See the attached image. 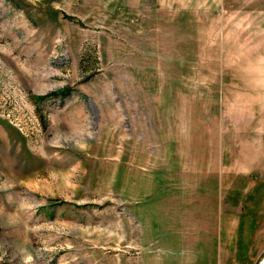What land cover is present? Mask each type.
<instances>
[{
    "label": "rangeland",
    "instance_id": "1",
    "mask_svg": "<svg viewBox=\"0 0 264 264\" xmlns=\"http://www.w3.org/2000/svg\"><path fill=\"white\" fill-rule=\"evenodd\" d=\"M264 0H0V264H261Z\"/></svg>",
    "mask_w": 264,
    "mask_h": 264
},
{
    "label": "bare ground",
    "instance_id": "2",
    "mask_svg": "<svg viewBox=\"0 0 264 264\" xmlns=\"http://www.w3.org/2000/svg\"><path fill=\"white\" fill-rule=\"evenodd\" d=\"M261 264H264V258L262 259Z\"/></svg>",
    "mask_w": 264,
    "mask_h": 264
}]
</instances>
